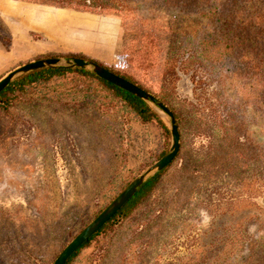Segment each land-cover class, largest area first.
Returning a JSON list of instances; mask_svg holds the SVG:
<instances>
[{
	"label": "rangeland",
	"instance_id": "obj_1",
	"mask_svg": "<svg viewBox=\"0 0 264 264\" xmlns=\"http://www.w3.org/2000/svg\"><path fill=\"white\" fill-rule=\"evenodd\" d=\"M256 1L107 0L104 8H89L49 0H0V79L31 61L85 56L164 96L169 104L157 98L179 127L181 156L153 193L110 237L93 240L72 264H98L123 232L136 242L127 255L135 264L145 245L139 236L144 230L152 235L162 231L146 264H264V168L254 164L256 155L264 154V33L258 35L255 27ZM33 4L39 9L35 21L46 22L48 31L27 26ZM44 10L61 14L44 19ZM77 11L82 20L74 17ZM88 16L98 22V31L88 26ZM105 21L118 27L113 46L103 39L100 23ZM88 32L98 35L89 37ZM124 46L129 56L123 59L117 54ZM148 104L168 127V140L157 126L129 119L125 137L118 139L119 158L121 147L110 137L102 143L114 162L109 168L97 165L92 147L86 146L90 132H77L75 138L67 133L73 123L62 112L57 119L67 135L53 141L50 162L34 132L27 138L17 129L3 134L1 124H7L0 119V218L9 219L0 222L9 228V234L0 235V264H53L118 195L170 151V118ZM214 111L217 118L241 125L236 139L224 133L209 136L204 123ZM164 149L166 154L158 158ZM210 153L212 161L218 160L215 155L222 161L232 158V168L214 165ZM40 187L55 188L56 199ZM50 201L69 211L71 227L53 246L38 235L50 231V215L40 211Z\"/></svg>",
	"mask_w": 264,
	"mask_h": 264
},
{
	"label": "trees",
	"instance_id": "obj_2",
	"mask_svg": "<svg viewBox=\"0 0 264 264\" xmlns=\"http://www.w3.org/2000/svg\"><path fill=\"white\" fill-rule=\"evenodd\" d=\"M49 1L60 4L74 3L89 8H104L107 2V0ZM171 5L176 6V3H171ZM254 18L256 20L255 27L258 28V35L261 33L263 34L264 0L256 1V13ZM79 57L86 58L85 56ZM88 59L99 63L147 92L153 93L165 103H168L164 96L145 88L136 79L126 73L109 68L94 59ZM172 110L176 117H178L175 109L172 108ZM60 112L68 115L72 119L71 123H73V125L70 127L69 132H67L71 134L72 137L75 138L77 132L79 134H84L86 131L91 133L85 138V140H87L86 146L90 145V147H92L91 153L94 154V159L100 167L107 166V168H109L112 166V163H114L108 154L102 151V143L108 141L107 137H110L119 148L121 147L120 151L117 152V158H119L120 153H122V145L118 139L121 137V134L125 137L124 132L127 131L126 126L131 122L129 119H134L136 122L143 125L151 124L157 126L166 140H168L170 135V131L164 121L147 101L103 79L93 71H88L81 67H42L32 70L15 78L10 85L0 93V119H2L3 123L7 124V127L1 124L2 133H14V130L17 129V131L24 134L27 138L31 132H34L36 134V145L42 146L43 151L46 153L48 151L45 156L46 158L44 157L47 162L52 161V155L50 154L54 148L52 144L53 141L60 138L66 139L67 133L63 132L57 119ZM212 116L214 117L204 123L209 127L208 130L211 133L209 136L211 138L213 134L219 133H224L226 137L233 139L237 138L240 132L239 128L241 127L238 122L224 118L222 115H219L217 118L216 111H214ZM94 126H98V130L92 134V132H94ZM129 130H131L130 126ZM166 150L167 149L161 151L157 157L161 158L165 155ZM180 156L181 152L177 158ZM241 156L244 160L246 159L244 154ZM215 158L218 160L212 161L213 157L210 153L211 162L213 164L216 163L221 169L226 167L232 168V164H234L230 161L232 158H226L225 161H222L217 155H215L214 159ZM254 164H256L257 167L264 168V154L256 155ZM169 168L170 166L148 179L131 199L98 232L90 237L89 240L69 257L66 264H72L78 258L81 251L89 246L93 240L99 239L102 235L110 237L120 222L127 221L146 198L153 193L161 177ZM48 169L50 173H52V169H50V167H48ZM129 182L125 183L119 191L121 192ZM39 189L48 196H52L53 198L56 196L55 188L45 190L43 187H40ZM37 198L38 195L36 196V200ZM46 204L47 205L44 207L41 206L43 209H40V211L48 212V215H50L49 224L47 225L50 231L46 233L38 231V235L40 237H46V242L49 241L48 246H53L56 244V241H60L62 236L70 233V222L66 220L69 211H61L56 202L50 201ZM2 220L6 222L9 219L1 217L0 222H2ZM39 226L41 227L43 224H39ZM0 228V235L9 234V228L6 226H0ZM126 230H128V228L124 231ZM160 233H162V231H160ZM160 233L152 235L144 230L139 234L140 238L145 241V245L137 261L134 262L135 264H146V260L149 259L150 253L157 250V244L162 237ZM65 244H63V248ZM135 244L136 242L130 240L124 232L120 235L118 234L109 245L112 249L107 252V255L103 254L99 257L98 264H132L128 262L127 255ZM63 248L59 250L58 254ZM56 256L57 254L55 257Z\"/></svg>",
	"mask_w": 264,
	"mask_h": 264
},
{
	"label": "water",
	"instance_id": "obj_3",
	"mask_svg": "<svg viewBox=\"0 0 264 264\" xmlns=\"http://www.w3.org/2000/svg\"><path fill=\"white\" fill-rule=\"evenodd\" d=\"M42 67H81L86 68L103 79L122 87L135 95L141 97L145 101L156 105L161 108L170 118V130L173 137V143L170 151L155 162L144 174L136 178L120 195H118L88 226H86L59 254L55 259L53 264H66L69 257L77 251L90 237H92L96 232H98L137 192V190L150 178H152L156 173L161 172L167 166H169L172 161L177 157L180 151L181 136L179 127L176 123L175 116L173 112L168 108L167 105L160 102L157 97H155L150 92L142 89L138 85L129 81L128 79L120 76L107 69L106 67L86 60L84 58H46L31 61L26 63L5 75L0 79V93L6 89L10 83L19 75L28 73L32 70H36Z\"/></svg>",
	"mask_w": 264,
	"mask_h": 264
},
{
	"label": "crops",
	"instance_id": "obj_4",
	"mask_svg": "<svg viewBox=\"0 0 264 264\" xmlns=\"http://www.w3.org/2000/svg\"><path fill=\"white\" fill-rule=\"evenodd\" d=\"M34 5L35 4H33V6L30 9H28L27 20H26L27 26L29 28H32V29H35V30H42V31L46 32V30L48 31V28L46 26V22H44L45 24L44 23L41 24V23L35 21V17H36V14H37L39 9L36 10ZM40 12H41V10H40ZM42 12L44 13V17H43L44 19H46L47 15H50L49 18H53V17L58 18L60 16V14H61L59 11H58V13H54L52 11H47V10H44ZM79 14H80L79 11H77V14H75L74 17L76 16V19H77V17H79V19L82 20L83 17H81L82 15H79ZM84 18H88V22H87L88 26H90V27L93 26V28L96 29L94 31H98V29L100 27H99V24H98V22L96 20H93V18L90 17V16L84 17ZM81 24L82 23H80L79 25H81ZM100 24L102 26L101 29H103L105 31V34L103 33L104 41L106 43L110 42V44L113 46V44L115 43L114 40L116 38V35L118 34L117 25L113 21H105L104 23H100ZM115 31H116V34H115ZM80 32H81V30H80ZM88 33L90 35L89 37H94V36L98 35L97 33H94V32H88ZM81 35H82V32H81ZM133 42H135V41H133ZM83 46H84V48L88 49V47H85V45H83ZM125 48H126V46H124L123 49H119L118 50V54H117L118 57H121V58L124 57L125 58V57L129 56V53L125 50ZM130 60L131 59H128V61H127L129 65L131 64ZM128 64L125 63L124 65H128Z\"/></svg>",
	"mask_w": 264,
	"mask_h": 264
}]
</instances>
